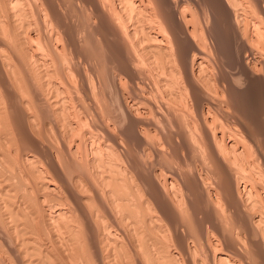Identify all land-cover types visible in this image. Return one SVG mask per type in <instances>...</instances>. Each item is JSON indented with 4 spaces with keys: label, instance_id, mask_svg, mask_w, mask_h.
I'll list each match as a JSON object with an SVG mask.
<instances>
[{
    "label": "bare ground",
    "instance_id": "bare-ground-1",
    "mask_svg": "<svg viewBox=\"0 0 264 264\" xmlns=\"http://www.w3.org/2000/svg\"><path fill=\"white\" fill-rule=\"evenodd\" d=\"M80 1L85 5V7H88L89 10L91 9L92 13L94 12L97 14V19L95 20V22L92 24L90 23L88 25L89 28L87 26H85V28L86 27L88 28L87 29L88 32L84 31V33H81V31L79 29H77V31L74 32L69 27L67 28L66 25H68V24L67 23L64 24V22H65L64 20H63L64 22H62L61 17H60V11L62 12V8H61L62 4H60V3L62 1L58 2V0H0V87L3 88L2 92L5 94V96L8 97V100L10 101V99L15 100L16 98H21V97H22V99H24L27 95L24 93H27L29 91V90L27 91L28 88L26 89L24 87L25 85L24 86L22 85L24 82L26 83V81L21 83L22 81L19 80V77L21 79V76L18 77L16 67L14 66V64H12V62H10L9 56L12 55V54L9 55V53H10L9 47H10L16 52V54L24 62V63L22 62L23 65L24 64H25V66L28 65V67L29 66L31 67L33 65L37 66V64L39 62L40 67L42 66L41 67L42 71L38 68L41 71V73L45 74L46 76L47 75L52 76L51 77L52 79H55L54 77H57L58 73H60L62 80H63V82H61V79H59L61 84H60V82L58 84L55 83V81H52L51 78L49 79V76H48V79H49L48 82L55 89L54 90L51 88L52 91L54 90L55 91L54 93L57 94L56 96L61 95L60 97L62 99L61 100L59 99L60 101H58V105L57 104H55V105L51 104V105L53 106L52 108H54L53 111H54V114L56 115L57 119L58 118H59V120L61 119V121L64 122V123L62 122V124L65 125L66 126V127L64 126L65 129H67V131L64 129L65 132H64V130H63V132L65 134L64 135L62 134L64 137H62L63 140L61 142L62 143L61 145H63V146L58 145L60 147V152H59L60 154L57 152L58 150L57 151L55 150L56 151L55 152L52 149H50L52 152L51 153L52 155H51V158L49 161L50 163L43 162L42 158L39 156V154H42L41 149L39 148L40 147L39 145H38L39 146L38 150H36L37 148H35V146H36L35 145L34 146L35 151L26 152L23 155L22 160L21 159H20L21 161L19 160L20 161L19 164L17 163L18 160L16 161L15 159H13L15 157V155H14V157L12 155V159L14 161L11 160V154H9V152H8L11 150L10 147H9L10 150H8V151L5 150L6 153L4 150H0L2 153L8 154L7 156H9L8 157L9 159L4 157L6 160H4L3 163H5L7 165V166L5 165V168L9 166V169H7V170L12 169L9 172L12 174V176L11 175L8 176L9 178H11L9 183H8L9 178H6V177L4 178V177H1V175H0V178L4 179V181L6 182V184H4L5 182L4 181H3L4 183L1 182V179H0V184L1 183L4 184L3 188H2L3 191L0 190V194L7 196V197L4 196L6 198V200H5L6 203L9 202V204H10L12 202L15 204V206H14V204H12L13 207L7 204V207H8L7 209H10V211L12 213H16V215L18 216L17 217L18 224L16 222V225L14 228L17 231L22 232V235H23V236L21 235L23 237L21 239V242L18 239H17L18 241L15 240V241L19 242L18 244L15 242V244H17V245H15L17 248L16 251L17 250L20 251L22 249H25L23 247H26L25 250L27 252L29 250L28 245L31 246V244H34V246H33L34 248L31 246L32 251L30 252V254L37 247L36 249L40 250V251L37 250L40 256H38V259L36 257L35 258L36 260L30 259L29 260L30 264H59L58 260H60V264H94V263L105 264L103 261L104 255H105L103 253V249H105L106 247H102L101 244L107 243V245L117 246V245H119V241H120V239H119L120 237L117 236L118 234L116 233L117 234L116 235L113 231V228H114L113 226H115L116 224L113 221L112 222L115 225L113 223L109 222V220H113V219L115 220V218H113V219L111 218V216H110V215H112L111 212H109L110 215H108V214L104 215L103 214V213H105L103 211L105 210L104 204L106 202L107 205L110 206V211H111V208L113 209V207H114V209L117 208V209H119V211H122V212H123V209H124V211H125V209L127 210V213H129V214H127L128 217H126L127 215L126 216L123 215L120 217L121 218L123 217V220L127 221L128 224L131 225V227L129 226L130 228L127 227V229L128 228L131 229V230L128 229V231H130V233H131L130 235L135 234L137 240L139 237L138 236L139 233L137 231H139V229L141 227H142L140 229L141 231H139L140 233L142 231H144L146 233V231H147L146 234L148 236H146V234L143 232H142L143 234L141 233L143 236L140 234L142 236L141 240L144 239L143 244H144L146 251H147L146 255H147V257L150 258L151 262L147 259L146 260L149 261V263H152V260L154 259L155 260V261H153V264H154L156 262L157 257L152 259V256L155 254L153 250H156L157 247H159L158 252L162 251V249L164 251L165 248H166V250H168V248H169L168 245H169V241H170L169 239L171 238L169 236L170 233L168 235L166 232V231H168L169 228L165 229L166 231L163 229L164 222H162V219H163V221L166 220L168 222H170L168 219L173 220V222L169 223L168 226H170V224H174V223H176L177 226H179L181 224L179 223V221H177L178 220L177 217H179V219L182 217L185 219V217L188 216L185 220L189 219L192 222L193 227L197 231V228H199V226H201V225L203 226L202 223L206 224L209 221V220L207 221L206 217L210 216V217H212V219L216 217L217 213L215 211V208L217 210H221V207H223V205L220 202L224 203V201H225V203L227 202L229 205H233L235 202V203H237V205H239L238 203L244 201L243 200V196H244L243 192H245V193L249 194V198H247V200L249 199L248 201L253 203L252 209H258L259 210V211H257V213L255 212L257 215L255 213H254V215H253V213L247 214V211L244 208H243L244 212H241V215H237L236 214V208H235V213L234 212L232 214L230 213L232 216L231 217L229 216V217L231 218V221H232L231 224L232 225H235V226L237 225L238 227H241V229H243L244 232L246 231L247 234L250 235L252 233H255V234L259 233L260 237H259L258 241H253V240L251 241V242H253V243H251L253 245H252V247L249 248V251L252 249L253 258L254 257L256 259L260 258L261 262H259V264H264V195H262L263 197H261L260 199H258L259 197L256 198L257 196H255V195H260L261 192H263V194H264V133L259 132V131L257 132V129H254V128H252L253 130L250 128V130H251V132H250L248 130L249 126H248V128L247 127L244 128V125L247 126V124L243 123L245 120L244 121L239 120L240 116H237L238 115L237 112L239 111V113H240L241 111L237 109L238 111L235 112L236 107H234L235 111L233 110V112H234V113L232 112L233 114L230 113V109H229L230 105L228 108L229 111L223 105L224 111L222 112V110H223L222 109L221 112H219L221 114L218 113V111L221 109L223 103L220 104L221 107L218 105L220 107V109H218V106H217L218 111L216 110L215 105L217 103H215V102L218 100V98H217V100L215 99L216 101H214V98H216L215 96L217 95V93L215 91H217V92H219V91L217 90L216 87H214L217 84L215 82H218L221 84L222 81L223 82H225V81L229 82V80H227L228 77H227V75L225 76V73L223 70V68H225V67H223V66H222L223 68L220 67V65H218L219 63H217V61L211 62V60H209V58L212 57L211 53L208 54V52H206L207 50L203 48V47L207 46V45H205L207 43H204V45H203L202 42H204V41L201 42L200 41L201 39L198 40L199 38L197 37L198 36L197 32L200 31V30L198 31V29H199L198 25L200 27V23H199V19H198L196 12L190 14L191 16L188 15L189 14L188 12L191 11L192 7L194 6L193 4H199V3H194L197 0H79V2ZM204 1H205L204 2L205 5H208L207 7L211 8L210 9L211 11H215V9L217 7H220V8H218L220 10H221V8H223V10L225 9L226 12L228 13V16H229L228 18H230V20H229L231 22L230 25L232 26V28L235 29L234 31H237V34H239L238 37H239V40L241 41V43L238 47L236 45L235 54L233 53V55L234 56L236 55V57L238 59V61H236L237 62L236 68H239L240 72L238 74L241 75V78L245 77L244 79L246 81H247V79H253V80L256 79L257 80L258 78H261L260 80H264V25L262 26V21L257 20V16H259V14H262L261 12H263V9L260 10V8H257L253 11V9L251 8L252 7L251 5H248V4L245 5L244 4V0H204ZM40 2H42V3H40ZM63 2H64V0H63ZM79 2H78V4H79ZM198 2H200V1H198ZM69 5H71V4H69ZM69 5H68V7H69ZM79 5L82 6V4H79ZM84 5H83V7H84ZM64 8H65V6H64ZM204 8H206V7H204ZM193 9H194V7H193ZM251 12H253L252 14H254V15H252ZM224 14H226V13H224ZM250 16L252 17V20L249 19ZM248 21H250V23H252L253 29L255 31L249 33V31H248L249 29L246 28L248 26H246V24L243 25L246 22L248 25ZM178 31L183 33L182 38L178 35V33H179ZM92 39H95V40L97 39V43H96L97 46H95L93 44L95 42H93ZM109 40H113V42L115 41V43H114L115 45H114L113 49L118 53V56L116 55V60H115L116 61V67L115 68H117L119 72H121V71L125 72V70H127L126 72L129 71V73H131V75H129V76L132 79L137 78V77L135 78V76L138 72L136 66H138V65L140 66V64H142L141 60L143 61L146 58L144 56H146V55L148 56L150 54V56H152V58H150V60L153 59L152 61H155V62L151 61L154 64V67L152 66L153 70L151 72L153 74V75H151V76H153V78H152L153 85L151 84V86L152 87L154 86L152 94L148 95L147 93H145V91H146L145 88L142 87L139 82H136L137 84L135 86H133L134 84L132 85V89L130 87L125 92L126 95L129 93L130 98H126V96L124 97L122 95V97L128 99V101L125 100V103H127L126 105H125V103H122L124 100L121 102L125 106L122 105L124 111H123V109L120 110V111H123V113L125 115V119L128 121V125L122 131L120 130L121 132L119 131L121 133V136L116 134L115 131L112 129V127L110 126L111 127L110 128L109 125H107L106 123H105V125L101 126L103 128L95 126L97 124L96 122L90 123L91 117L92 116L96 117V116L100 115V112H101V111L97 112L99 109L97 110V108H96V106H97L96 104H98V103H96L97 102L96 100H94L93 105L90 104L92 102L89 103L87 101L88 100L87 98H91L92 94L94 96V98H93V96H92V98L93 99L96 98V95H97L96 94V88H95L96 86L93 83V80H92L93 78L91 79L90 76H87L88 73L83 75L84 71L83 70L81 71V68H82L81 66H79V68L81 67L80 72L82 73V75H80L81 73L76 68V66L79 65L78 63L80 62L81 58H83V57H80V59L78 60L79 62H77V65H76V60L81 55V51H83V50L85 51V49L87 51L86 46H89L90 49H92V51L97 55H101V56H102V54H103V56H104V54L110 55L109 50H111V49L107 50L109 48ZM116 42H119V43H116ZM202 45H203V47H202ZM213 45H214V43H213ZM259 45L261 46V48H260L261 50L259 49V47H260ZM115 46H116V48H115ZM214 47H215L214 49L216 51L218 44L216 43L214 45ZM124 49L127 50L126 51L127 56H125V57H124V53H123ZM258 52L261 53V55H259L260 57L256 56V54ZM217 53H219V52H217ZM14 56H16V55H14ZM154 58L156 60H154ZM111 59H112V57H111ZM252 59H254V61H252ZM12 60L13 59L11 58V61ZM33 60L36 62V64L32 65L31 61H33ZM85 60H87V59H85ZM85 60H82V61H85ZM82 61L80 62L81 65H82ZM115 61L113 59V62H115ZM144 61L145 62L149 61V58H148V60L145 59ZM138 62H141V63H138ZM15 63H19V62H15ZM85 63H84V65H85ZM111 63H112V61H111ZM111 63H109V64H111ZM136 63H138V65ZM58 64H59V67H58ZM87 64H89V63H87ZM84 65H82V66H84ZM18 66L19 65H17V69L19 70ZM53 66H54V68H51ZM114 66L115 65H113V67ZM233 66H235V65H233ZM117 69H115V70H117ZM88 70H89V68H88ZM40 71L38 73H40ZM260 72L263 75L261 74V76H260ZM41 73H40V75H41ZM139 73H140V71H139ZM214 73H215V77L217 75V77L219 79L217 78V80H214V78H213ZM36 74L33 71V75L36 76ZM125 74H127V73H125ZM125 74H123V75H125ZM141 74H143V73H141ZM21 75H22V73H21ZM33 75H32V77L34 78ZM40 75H37V78L34 81L35 85H37V86L39 85V87L44 82L42 80L41 81L42 83L39 84L40 83L39 79H41V78L38 79V77H40ZM78 75L80 76V79H81L80 83L78 82L79 80L77 81V79H79ZM137 76H138V74H137ZM254 77H257V78H254ZM42 78H43V75H42ZM253 80H250V81H253ZM258 81H259V79H258ZM261 82H259L260 85H261ZM213 84H215V85L212 86ZM43 85H41V89H42ZM210 85H211V87H214L216 89L215 90L212 89L210 87ZM263 85L264 84H262V87L260 88V90H261L260 94H261L262 101H264V87H263ZM226 86H227V84H226ZM226 86H223L224 87L223 90L224 91L227 90L226 93L227 94L229 93V95H230V89L229 88H231V87L227 88ZM39 87H37V88L39 89ZM44 87H43V89H44ZM48 88H49V86H48ZM221 88H222V86H221ZM41 89H40V91H41ZM43 89H42V92L44 91ZM32 90H33V88H32ZM212 90H214V93L212 92ZM66 91L70 92L73 95L68 96L67 94L64 93ZM36 92H38V91H36ZM3 93L0 92V94H3ZM226 93H225V95H226ZM62 94H65L66 96H62ZM82 94H83V96H82ZM1 96H0V122L2 123V121L3 122L6 121V122L2 123L3 125L5 124L4 128H3V125L0 123V125L2 126L1 130H4L6 128L8 131L5 129L6 130L5 132L9 133L7 135H10V133L12 134L13 130L16 129L17 132H26V133L32 134L31 136H33V132L35 134V130H34L35 126L33 125L35 123V119H33L32 114H30L28 112H30L31 110H36V108L31 104L33 106L32 108H35V109H30V107H31V106L29 107V104H30L29 101L30 100H27V101L23 100V102H22L23 106H25L26 109L28 108L30 111H28V109H27L28 112L24 113L26 111V109H25V111L24 110L22 111V109L19 108L21 105L17 109L13 108V106H10L13 108V116L10 117L11 116L10 111L12 109L10 110V108H8L5 105L6 101L3 99L4 95L2 97ZM29 96H31V95H29ZM34 96H36V95H34ZM39 96H40V93H39ZM56 96H54V97H56ZM80 96L83 97L84 99L82 100V103H83L82 107H80V105H78L80 107L79 108L77 106V102H78L77 99ZM54 97H53V99H54ZM97 97H99V96H97ZM27 98H28V95H27ZM29 98L31 99V97H29ZM56 98H58V97H56ZM220 98H222V97H219V99ZM223 98H224V95H223ZM239 98H238V101L240 100ZM256 98H258V97H256ZM41 99H39V100H41ZM93 99H91V100H93ZM212 99H213V101H212ZM261 99L260 100L258 99V100L261 101ZM34 100H36L35 97H34ZM34 100H32L31 103L34 104ZM42 100H44V99H42ZM55 100H57V99H55ZM234 100H235V98H234ZM171 101H174V104ZM177 101H182L181 102L182 106L180 107V109L182 107L184 109L178 110V111L181 115H183L184 118H185V116L187 117L189 114H192V113H189V111L190 112L194 111V114L197 112V117L199 116L198 118L199 119L201 118V121L203 119V127H204V130L206 131V136H208L206 139H208V143L211 146V151L210 150L209 151L212 153V162H213L212 165H214V167L216 169L215 173L217 174V175L216 174H213V175L214 176L216 175L217 177H220L222 179L221 183L218 181L219 184L218 185L216 184L217 186H215L216 188H214L215 192H213L211 190V188H212L211 183H210L211 186L210 185H207L206 187L204 186L205 179L207 180V178H210V177L213 178L214 176L213 177L211 176L212 174L210 173V170L206 171L205 175H203L202 174V171L204 170L203 168H202L203 170L200 171L201 174L199 173V171H197L199 173L198 175H196V173H195L196 176L193 174L194 176L189 181V184L185 185L182 182V184L184 186L183 189L179 188L180 186L177 185L178 184L177 178L180 179L181 178L180 176L182 175V173L184 171V170H182V173H181V167L184 166L183 163L185 162L184 159L186 161L190 160L187 158L186 153H184L183 151H181V154L179 153L180 152L179 150H181V147H182V149H184L186 147L185 146L183 148L184 144L179 142V140L181 141V139H179L180 138L179 134H178V136H176L174 133H171V134H174L176 137H179V138H176V143H174V141L171 140V142H173L174 144L169 143V141L166 139V136H165L166 133L168 132L167 129L165 130L166 124L169 127H174L175 123H177V121H175V123L174 122L171 123L174 125H171L170 122L168 121V119L170 120L171 117L175 118V116H171V115H175V111L173 110L172 105L174 107L175 104H177V103H175ZM220 101H221V99L217 102L220 103ZM231 101H233V100L231 99ZM10 102H12V101H10ZM47 102H50V100L48 101V99H47ZM221 102H223V101H221ZM261 102H259V103H261ZM35 103H36V101H35ZM56 103H57V101H56ZM178 103H179L178 105H180V102H178ZM233 103H235V102H233ZM233 103L231 104L232 105L231 107L236 105ZM257 103H256V105H257ZM263 103L264 102H262V104ZM12 104H14V103H12ZM227 104H229V103H227ZM238 104L239 103H237V105H236L237 107H239ZM144 105H146V106L148 105V107L145 109V108H143ZM263 106H264V104H263ZM22 108H24V107H22ZM142 108L144 109V110H142L144 112L140 111V109H142ZM225 109H226V111L229 112L228 113L229 115L230 114L232 115V118H233V115H235V117L236 116L239 117V119H236L237 122L239 120V122H242V124H244L243 126H241V128L243 127L244 129L248 130L250 133L246 130H245V132H248L249 134H251L254 137H256L258 135L257 136L258 139L256 138L255 144L259 150H255L254 152L252 151L254 153L253 158L251 155L252 152H246V151H249V149H250V147H249V149H247V147H248V145L251 144V141L249 144L248 143L249 141L247 142V140H244L243 137H240V134H239V131H240V133H242L244 131V129H242L243 131L242 130L237 131V129H238V125H237V128L235 126H233V128L236 130L231 131L230 130L231 127L228 125L232 121L227 123L228 125L225 124L226 126L223 125V123H225V122H223V117H225L224 115L226 114ZM262 112L263 111H261V114H263L262 115L263 120H262V118H261V120H262L263 125H264V112L263 113ZM242 114H243V111H242ZM261 114H259V115H261ZM140 115L142 116V118H140ZM257 115H258V113H257ZM227 116L228 115H226V117ZM242 116H244V115H242ZM88 117H90V118H88ZM103 117L104 116L100 115V116H98V119L99 118L103 119ZM183 117H182V119H183ZM211 117H214V118L216 117L215 119H218V120H215L214 118H211ZM51 118H53V116ZM192 118H193V116H192ZM208 118H211V121L213 120L212 121L213 123L215 121V124H216V121H219L218 126H220L219 127L220 130H224V129L226 130V128L229 129V132H230L229 135H231V136H228V140H226V143H225V144H227L226 149H225L224 145H222L221 139L216 134V130L218 127L216 126V130H212V128L210 129L209 125L213 124V123H209ZM228 118L231 119V116H229ZM94 119H96V118H94ZM100 119H99L100 123L105 122V121L101 122L102 120H100ZM171 119H173V118H171ZM187 119H189V118H187ZM187 119H185V120H187ZM233 119H235V118H233ZM190 120H191V116H190ZM192 120H194V119H192ZM224 120H226L227 122L229 121L226 118H224ZM171 121H174V119ZM9 122L11 124L9 129L12 126L14 127V128L12 127L13 129L11 128L12 130L8 129V125L6 126V124H9ZM57 122H58V120H57ZM233 122L237 124V122L235 120H233ZM239 122H238V124H239ZM194 123L195 122H193V126L196 124V123L195 124ZM208 123H209V125H208ZM254 123H256V122H254ZM185 124L188 125L189 123L187 124L185 122ZM215 124H213V125H215ZM63 125H62V127H63ZM150 125H152V126H150ZM213 125L212 126L210 125V126L213 127ZM104 126H105V128H104ZM186 127L193 129L192 126H190V127L186 126ZM145 128H147V129H145ZM179 128H180V126H179ZM199 128H200V126H199ZM199 128L197 127L198 130H199ZM151 129L153 130V133L155 135L153 133L151 134ZM182 130H184V129H182ZM195 130H196V128H195ZM197 131H196V133L198 134ZM6 133H5V135H6ZM193 133H195V132L193 131ZM193 133H191V135ZM199 133H200V131H199ZM221 133L224 135L225 131H222ZM106 134L108 135V138H106V141H104L103 145L102 144L100 145V143L95 145L96 148L92 147L93 148L92 151L90 150L91 155L89 156L87 154L88 156L86 157L87 158L86 163H87L89 171H88V173L87 172L86 173L88 175H90L92 182L90 183V181L88 180L89 182L85 183V181H84L85 179L82 178L83 175L82 176L80 174L78 175L77 173H74L72 171V168H73L72 163H74L75 165L77 164L78 166H80L79 168H82V162H81L80 156H79L80 155V149H81L82 145L86 148L88 146L87 141H85V144H83L82 143L83 140H81V138L78 136H83L84 139L96 138V140H97L98 138L102 137L103 135L106 136ZM187 134H189V133H187ZM201 134H200V136H201ZM222 134H219V135L222 137L223 136ZM47 135H48V133H47ZM167 135H168V133H167ZM193 135H196V134H193ZM131 136H133V138H130ZM247 136H248V134H247ZM13 137H14V135H13ZM195 137H197V136H193L192 140H195ZM244 137H246V136H244ZM76 138L77 139L80 138L79 143L75 142ZM156 138H159L160 141H158V142L159 143L161 142L162 143L161 145L160 144L157 145ZM7 139H10V138H8V137L7 138H4V137L0 138V148L1 149H5V148L8 149V146L10 144V143L8 144V142H11L12 140L7 141ZM29 139H31V137ZM49 139L52 142V138H49ZM92 139H91V141H89V143H91V142L93 144L98 143L97 141L93 142ZM120 139H122V140L120 141ZM177 139H179L178 140L179 143L177 142ZM251 139H252V137H251ZM31 140H33V139H31ZM99 140H101V139H99ZM182 140H184V138ZM196 140H197V138H196ZM253 140L254 139H252V141ZM35 141H36V139H35ZM72 141L74 142V145H71L73 143ZM122 141L125 142L123 144H127L126 147H125V145H124V147L122 146ZM186 141H185V143H186ZM80 142L82 144H80ZM120 142H121V144H120L121 148H124V151L126 150V152L130 153V154H133V152H134V154L138 157V159H136L137 157L136 158L132 157L131 159H130V157H128V159H130V160H127V161H129V165H127V164L125 165L124 162L126 160L124 161V159H123L124 156L122 157V155L125 153L123 152V150H122L123 154H121V151H119V150H121V149H119V145H118ZM189 142H191V141H189ZM194 142H196V141L191 142V144ZM53 143H54V141H53ZM198 143H200V141ZM7 144H8V146H7ZM34 144H37V143H34ZM56 144H57V142H56ZM56 144L54 143V145H56ZM149 144H152V145L156 144V148L155 147L152 149L149 148L150 147ZM26 145H28V144H26ZM185 145H189V143H187ZM194 145H196V144L194 143L193 146ZM205 145L207 146V144H205ZM90 146H92V145L90 144ZM190 146L191 145H189V147ZM250 146L252 147L251 149L254 150L253 145H250ZM89 149H91V147ZM187 149H188V147H186L184 149L185 152ZM207 149H206V151H207ZM228 150H229L230 155L227 152ZM152 151H154V153H155L154 155H156L155 159H153V164H155V166L153 164H151L153 166L152 167L153 169L149 173V175H146L145 174L146 170L145 171L143 170V168L145 167V163H146L145 156L146 155L149 156V154H153V153H151ZM203 152L205 153V150ZM210 152H208V153H210ZM205 154H204V157L206 159L207 155L205 156ZM1 156H3V155L1 154ZM41 156H43V155H41ZM182 156L184 158L183 159L184 162H182V164L180 165V163H176V162H177V160H178V162H181L180 160L182 159ZM1 159H3V158L0 157V160ZM151 159L152 158H150V160ZM162 159L168 160L171 163H176V165H175L176 170L172 171V172H168V169H165L166 165L165 166L160 165V162L162 161ZM202 159H204V158H202ZM205 159L203 160L204 162L207 159L209 160L208 157L206 160ZM148 161H149V159H148ZM190 162H191V160L188 161V164ZM210 162H211V160H210ZM0 163H1V161H0ZM163 164H164V162H163ZM185 164H187V163H185ZM190 164H189V166L191 167L192 164L191 165ZM207 164L211 165V163L209 164V162ZM173 165H171V166H173ZM195 165H196V163H195ZM203 165H202V167H205ZM208 165H206V166L208 167ZM190 167H189V169H191ZM5 168H3V169H5ZM83 168H84V166H83ZM184 168H186V167H184ZM195 168H197V167H195ZM199 168H201V167H199ZM147 169H149V168H147ZM74 170H75V168H74ZM214 170H212L213 173H214ZM191 172H192V170H191ZM187 175H188V173H187ZM14 178H15V180L17 178V182H15V180L12 181V179H14ZM184 178H186V177L184 176ZM214 178L216 179V177H214ZM209 180H208V182H211V180L210 181ZM214 180H212V181H214ZM252 180H253V182H252ZM139 181H140V183H137L138 186H137V184L136 185L134 184L135 182H139ZM10 182H13V183L15 182V184L12 185L13 183L11 184ZM208 182L206 181V183H208ZM140 184L143 187H145L144 191H142L139 188V187H141ZM212 184H213V182H212ZM241 184H244L243 188H242L243 190H241V187H242ZM1 185H0V188H1ZM180 185H181V183H180ZM199 185H202L205 188V190L207 191V194H205V197L202 196L203 199L205 198L204 200H207L208 204L210 202L211 203L213 202L212 204L215 206V208L213 207V205H211V207H213V208L208 209V205H207V207H205L206 205L203 204L205 201L203 203H201L202 198H201V196L199 198L198 193H196L200 188ZM134 186H136V187H134ZM143 187H142V189H143ZM18 188H19V191H18ZM129 188L132 190V193L130 192ZM20 190L24 191L21 193V195H23V196L24 195L26 197L28 195H29V197L35 196L34 204L36 203L35 204L36 206L40 205L44 201L41 197L40 198L37 197L38 196L37 193H39V192H41V193L44 192V193H42V195H43L42 197H44V199H46L48 197L49 198L54 197V199L56 198L57 201H60V204L59 205L56 204L54 206L50 205L49 208H48V206H46L48 208V210L43 209L41 211L42 212V216H41L42 219L38 215L37 216L40 217V219H36V216L34 217V215L28 211V206L22 205L23 199H22V196L20 197V195H19ZM183 190L188 192V195H190L191 197L194 198V199L192 198L193 202L198 203L200 205V209H194V208H191L190 206H188L187 196H184V199L182 198ZM180 192H182V194H180ZM214 193L216 196L214 195ZM146 194H147V197L145 196V198H144V195H146ZM184 194H185V192H184ZM180 195H182L181 196L182 199H180ZM213 195L215 196V198L213 197ZM245 196H246V194H245ZM48 199H47V201H48ZM17 200H19V201L17 202ZM40 200H41V202H40ZM230 200H233L232 201L233 203L230 202ZM151 201H153V202H151ZM4 202H3V204H4ZM19 202H21V203H19ZM49 202H51V201H49ZM249 202L248 203L245 202V203L249 204ZM16 203L17 204L19 203V204L16 206ZM149 203H150V205L151 204L153 205V203H154L155 207L152 206L153 207L152 208L149 205ZM5 205H4V207H5ZM203 205H205V206H203ZM196 206L197 205H195V207ZM120 207H121V209H120ZM188 207H189V209H188ZM209 207H210V204H209ZM248 207L251 208V204ZM42 208H44V207H42ZM42 208H40V209H42ZM230 208H231V206H230ZM245 208H247V207H245ZM117 209H116L117 213L116 214L114 213L115 215L113 214L114 217H116V215L119 214ZM180 209L182 210L181 213H180ZM187 209H188L189 213L187 212L188 214L186 213V215H184L185 213H183V212L187 211ZM222 211H223V209H222ZM224 211H226V207H225ZM224 211L222 213L223 216H224ZM230 211H231V209H230ZM241 211H242V209H241ZM107 212H108V209H107ZM157 213H160V214H157ZM225 214H227V212H225ZM250 214H251V216L249 217ZM47 215L49 216V218L48 217L46 218ZM138 216H139L141 221L139 220ZM22 218H25L26 221H24V219H22ZM128 218H130L131 220H129ZM136 219H138V220H136ZM9 220H11V219H9ZM118 220H121V219L119 218ZM118 220H116V222ZM123 220H122V222H124ZM19 221H22V222L19 223ZM58 221H60V222H58ZM226 221H227V219H226ZM56 222H58V224ZM61 222L63 223L62 225H64L63 227H66L67 230H68V228H70L69 232H71V233L67 232V233H69L68 236L73 233V234H75L74 237L75 236L77 237L78 234H80V231L78 233V232H76L78 230L75 231L74 228H71L70 227L71 223H73L71 226L74 227L76 222L78 225L84 222L83 224L86 225V228L84 231L86 233H88L90 237L88 236V234H86L87 237L86 238L84 237L86 240H83V238H81L82 239L81 240V239H79V236H80L79 235L75 241V239H72L74 237H72V235H71L70 238L68 237V239L66 240L65 235L67 233L66 234L64 233V232H66L64 229H62V231L57 232L59 230L58 225H59V223L61 224ZM194 222H196L197 225ZM52 223L53 224L55 223L58 226V227L56 226V228H58V229L55 228L56 231L54 229H52V226H50V227L48 226L52 231L54 230V232H51V230L49 231L48 227H46L49 224L52 225ZM118 223H119V221H118ZM209 223H211L210 224L211 226L215 225V224L213 225L212 222H209ZM77 224L75 225L76 226L75 228L78 229V227L81 225L78 226ZM36 225H39V227L44 225L43 228L46 227L47 229H45V230L49 231V232H46V233H48V235L49 234L55 235L54 237H49V239L50 238L51 239H50V242L49 241L48 242L51 245L50 246H48L49 244L47 245L50 248L46 247L47 248L46 251H44V249H43V247H44L43 243L40 245V242H42L43 240L41 239L42 240L41 241V240L35 239L39 235L36 233L37 235H35V236H37V237H34V233L37 231L33 230L32 227L37 229ZM124 225L128 226L126 223ZM29 226H30V228H29ZM54 226H53V228H54ZM211 226H208V227H211ZM184 227H186V225ZM238 227H236V228H238ZM28 228H29V230L31 229L34 231L33 233H32V231L30 233V235L33 234L32 236H28L29 235L27 232V231H29ZM143 228H145V229H143ZM214 228L215 227H213V229ZM15 229H13V230H15ZM81 229L82 228L80 227L79 230H81ZM178 230H180V229H178ZM178 230H176V231L178 232ZM200 230H202V229H200ZM204 230H206V229H204ZM209 230H210V228H209ZM84 231H81V232L85 233ZM214 231H216V230L214 229ZM136 232L138 233L137 235H136ZM174 232H171V233H174ZM181 232H183V231L180 230L179 233H181ZM246 233H244V234H246ZM121 234L122 233L120 232V235ZM175 234H177V233H175ZM19 235H20V233H19ZM237 235H236V237L238 238L239 235L238 236ZM21 236H20V238H21ZM177 236H178V234H177ZM204 236L202 239H204ZM122 237H123V235H122ZM241 237H239L238 239H241ZM129 238L131 239V236ZM139 239H140V237H139ZM186 239L187 238H185V240ZM248 239H250V237ZM131 240L134 241V239H131ZM153 240H155V241H153ZM176 240H178V241L181 240V237L178 236ZM171 241H173V240H171ZM178 241H177V243H175L173 241V243L178 245ZM242 241H244V240H242ZM201 243H202V240H201ZM0 244H1V242H0ZM64 244H66V245H64ZM158 244H160V245L158 246ZM137 245H138V243H137ZM141 245H140V247H141ZM209 245H211V242ZM209 245H208V248H209ZM216 245H215V247H216ZM153 246H156V248L154 247L155 249L153 248V250H152L154 254L151 251V248ZM188 246H187V248L189 249V252H190V247H188ZM203 246H204V244H203ZM248 246H249V244H248ZM237 247L238 246L233 245V248L231 250L228 249L230 251V254H222L220 257H218V261H215V259L212 257L214 259L213 260L214 262L212 264H246L247 261L244 259L245 256L243 255L241 249L238 250L239 247L238 248ZM107 248L105 249V251L107 250ZM185 248H186V246H185ZM137 249H141V255L143 256L142 253L145 252V251L142 252L143 248H136L135 251H137ZM188 249H184V250L181 249V250L185 252V251H188ZM205 249H206V246H205ZM211 249L212 248H210L209 253H212ZM169 250H170V248H169ZM37 251L35 250V252H37ZM86 251L89 252L88 253L89 255L87 254ZM125 251H127V250H125ZM216 251H217V249H216ZM22 252H23V250H22ZM109 252H110V250H109ZM120 252L122 253V251H120ZM120 252H118V253L120 254ZM156 252H157V250H156ZM213 252H215V250ZM58 253H60L62 255L61 256L62 259H60L61 257L60 258L56 257L57 256L56 254H58ZM194 253L196 254V252H194ZM216 253L217 252H215L214 254H216ZM126 254H129V253L126 252ZM167 254L169 255V252H167ZM0 255H1V252H0ZM36 255H38V254L36 253ZM36 255L34 254V256H36ZM116 255H117V253H116ZM155 255L158 256L157 254H155ZM126 256L128 257V255H126ZM163 256H165V255H163ZM195 256L196 257L199 256V253H198V255L196 254ZM25 257H26V255H25ZM27 257L32 258L30 256H27ZM105 257H107V256H105ZM183 257H184V255H183ZM196 257L191 259V262L188 264H202L196 259ZM210 257H208V258H210ZM235 257L239 258L241 260V263L240 262L239 263L234 262L232 259L233 258L235 259ZM121 258H122V256H121ZM143 258H145V257H143ZM158 258H161V257L158 256ZM167 258H168V256H167ZM170 258H171V256H170ZM113 259H115V258H113ZM21 260L22 261L24 260L23 257ZM122 260H123V258H122ZM122 260H120V261L122 262ZM158 260H157V262H158ZM161 260H164V257H162ZM161 260H159V261H161ZM166 260H164V261L166 262ZM170 261H173V260L170 259L167 262L169 263ZM23 262L25 263L26 261L24 260ZM29 262H28V264H29ZM143 262H144V264L147 263L145 261H141V264ZM165 262H162V264H165ZM167 262H166V264H167ZM114 263L117 264L116 261ZM129 263H130V261H129ZM132 263H130V264H132ZM149 263H147V264H149ZM206 264H208V263L206 262Z\"/></svg>",
    "mask_w": 264,
    "mask_h": 264
},
{
    "label": "rangeland",
    "instance_id": "rangeland-1",
    "mask_svg": "<svg viewBox=\"0 0 264 264\" xmlns=\"http://www.w3.org/2000/svg\"><path fill=\"white\" fill-rule=\"evenodd\" d=\"M61 2L60 4H62L61 5V8H62V12L60 11V17H61V20H62V22H64V24L65 23H67L68 25H66L67 26V28L69 27L70 29H72V31H74V32H76L77 31V29H79L80 31H81V33H84V31L86 32H88V28H89V24L91 23H94L95 22V20L97 19V14L96 13H92V10L90 11L89 10V8L88 7H85V5L80 1L79 2V0H64V2H63V0H58V2ZM67 1V2H66ZM79 2V4H82V6L81 5H79L78 4V2ZM198 1H200V2H198ZM77 2V3H76ZM205 1L204 0H197L196 2H194V3H199V4H193L192 6L194 7V9L196 10H194L193 9V7H192V9H191V11H189L188 13V15L189 16H191L190 14H192V13H195L196 12V14H197V16H198V19H199V23H200V27H199V25H198V31L199 32H197L198 33V40H200L201 42L202 41H204V42H202V44L204 45V43H207V44H205V45H207V46H205V47H203V45H202V47L204 48V49H206L205 51L206 52H208V54H210L211 53V58H209V60H211V62H216L217 61V63H219L218 65H220V67H225V68H223V70H224V73H225V76L227 75V77H228V79L227 80H229V82L228 81H225V82H223L222 81V83L220 84V83H218V82H215V83H217L216 84V86H214L215 84H213L212 86H214V87H216L217 88V90L219 91V92H217V91H215L216 93H217V95L215 96L216 98H214V101H216L217 100V98H218V100L217 101H219L220 99H221V101H223V102H221L220 101V103L219 102H215V103H217L216 105H215V108H216V110H217V106L219 105L220 106V104L221 103H223L222 104V107H221V109H220V107L218 106V109H220L219 111H218V113L219 112H221V110H222V112L224 111V108H223V105H224V107L225 108H227V110L229 111V109H230V113H232L233 112V110H234V107H236L235 108V112H237L238 110H240L241 112L239 113V111L237 112V116H240V119H239V117H235V115H233V118H235V119H233L232 118V115L230 114H228L229 112L228 111H226V109H225V111H226V114L224 115L223 113V115L225 116V117H223V122H225V123H223V125H225V124H227V123H229V122H231V123H229V125L228 126H230L231 128H230V130L232 131V130H236V129H234L233 128V126H235L236 128H237V125H238V129H237V131L238 130H242V129H244L245 127H247L248 128V126H249V128H248V130L251 132V130H250V128L252 129V128H254V129H257V132L259 131V132H262V133H264V125H263V122H262V120H263V118H262V115L263 114H261V111H263L264 112V106H263V104H262V102H264V101H262V99H261V90H260V88L262 87V84H264V80H260L261 78H258L259 79V81H258V79L256 80H253V79H247V81L244 79L245 77H242L241 78V75H239L238 73L240 72L239 71V68H236V65H237V62L236 61H238V59H237V57H236V55L234 56L233 55V53L235 54V47H236V45H237V47L240 45V43H241V41L239 40V37H238V35L239 34H237V31H234L235 29L234 28H232V26L230 25L231 24V22L229 21L230 20V18H228L229 16H228V13L226 12V10L224 9L223 10V8H221V10L220 9H218V8H220V7H217L216 9H215V11H211L210 9L211 8H209V7H207L208 5H205V3H204ZM40 3H42V2H40ZM69 4H71V5H69ZM244 4L245 5H251L252 7V9H253V11L255 10V9H257V8H260V10H262L263 9V12H261L262 14H259V16H257V20H260V21H262V26L264 25V0H244ZM68 5H69V7H68ZM83 5H84V7H83ZM204 5V6H203ZM64 6H65V8H64ZM82 7V8H81ZM204 7H206V8H204ZM203 8V9H202ZM61 10V9H60ZM88 10V11H87ZM259 10V9H258ZM65 11V12H64ZM217 11V12H216ZM220 11V12H219ZM73 12V13H72ZM224 13H226V14H224ZM253 12H251V14H252ZM206 14V15H205ZM209 14V15H208ZM219 14V15H218ZM208 15V16H207ZM252 15H254V14H252ZM251 15V16H252ZM250 16V17H251ZM249 17V19L250 20H252V17L250 18ZM261 17V18H260ZM248 19V20H249ZM64 20V21H63ZM210 20V21H209ZM81 22V23H80ZM229 23V24H228ZM246 24V26H248V27H246L247 29H249L248 31H249V33L250 32H253V31H255L254 29H253V25H252V23H250V21H248V25H247V22L246 23H244L243 25H245ZM81 25V26H80ZM85 26H87L86 28H85ZM86 30H85V29ZM82 29V30H81ZM233 29V30H232ZM179 32V31H178ZM180 33V34H179ZM178 33V35L182 38V32H179ZM237 35V36H236ZM238 38V39H237ZM234 39V40H233ZM92 41L93 42H95V43H93L95 46H97V39L95 40V39H92ZM199 41V42H200ZM206 41V42H205ZM115 43V41L113 42V40H109V48L107 49V50H109V49H111V50H109V53H110V55L109 54H104V56H103V54H102V56L101 55H97V54H95L93 51H92V49H90V47L89 46H86V48H87V51H86V49H85V51L83 52V51H81V55L78 57V59L76 60V65H77V62H79L78 60L80 59V57H83V58H81V60H80V62L82 61V60H85V59H87V60H85V61H82V65H84V63H85V65L84 66H82L81 65V63L79 62L78 64L79 65H77L76 66V68H77V70L80 72V68H81V71L83 70L84 72H83V75L84 74H86V73H88L87 74V76H90L91 77V79L93 80V83H94V85L96 86L95 88H96V98L95 99H93L94 98V96H93V94H92V96H93V98H92V96H91V98H87L88 100V102L90 103V102H92V103H90V104H94V100H96L97 102L96 103H98V104H96L97 106H96V108H97V112H100V115H102V116H104L103 117V119H100V120H102L101 122H103V121H105V122H103V123H100L99 122V119H98V116H100V115H98V116H90L91 117V121H90V123H94V122H96L95 124V126H98V127H101V126H103V125H105V123L107 124V125H109V127L111 126L112 127V129L115 131V133L116 134H118L119 136H121V131L128 125V121L125 119V115H124V113H123V111H124V109H123V107H122V103H125V100L126 101H128V99H126V98H130V96H129V93L126 95V91L128 90V88H130L131 87V89H132V85L133 86H135L137 83L136 82H139L140 84H141V86L142 87H144L145 88V93H147L148 95H151L152 94V91H153V88H154V86L152 87L151 86V84L153 85V80H152V78H153V76H151V75H153L151 72H152V66L154 67V64L152 63V62H155V61H152V60H150V58H152V56H150V54L147 56H144V57H146L145 59L146 60H148V58H149V61H147V62H145L144 60L142 61L141 60V62H142V64H140V66L138 65V63H141V62H138V63H136L138 66H136L137 67V74H138V76H137V74H136V76H135V78L136 79H132L129 75H131V73H129V71L128 72H126L127 70H125V72L124 71H121V72H119L118 71V69L117 68H115L116 67V55L118 56V53L113 49L114 48V44ZM116 43H119V42H116ZM213 43H214V45L217 43L218 44V47H217V49H216V51H215V47H214V45H213ZM261 45V44H260ZM259 45V46H260ZM115 48H116V46H115ZM261 48V46L259 47V49ZM9 49H10V53H9V55L10 54H12L13 56L14 55H16V56H9V59H10V62H12V64H14V66L16 67V70H17V75H18V77L19 76H21V79H20V77H19V80H21L22 82L21 83H23L24 81H26V83L24 82L22 85L27 89V93H24V94H27L28 95V98L29 97H31V99L32 100H34V97H35V99L36 100H34V104L33 103H31L32 102V100L29 98H27V95H26V99L24 98V99H22V97L21 98H16L15 100L13 99V100H11L10 99V101H12V102H10L9 100H8V97L7 96H5V94L2 92V90H3V88L2 87H0V92L1 93H3V94H0V96L2 95H4L3 96V99L6 101V106L8 107V108H10V117H12L13 116V108H18L20 105V107L19 108H21L22 109V111L24 110L25 111V109H26V107L25 106H23V104H22V102H23V100H25V101H27V100H30L29 102H30V104H29V107H30V109H35L36 108V110H29L28 108V111H30V112H28L27 111V109H26V111L24 112V113H26V112H28V113H30V114H32V116H33V119H35V123L33 124L35 127H34V130H35V134H34V132H33V136H31L32 134H29V133H26V132H17V130L15 129V130H13V132H12V134L10 133V135H7V134H9V133H6L5 131L7 130L6 128V130L4 129V130H1V125H0V138H10V139H7V141L8 140H12L11 142H8V144H9V146H8V144H7V146H8V149H1L0 148V150H6V151H8V150H10V151H8L9 152V154H11V160H13V159H15L16 161L18 160V164L20 163V161L22 160V157H23V155L26 153V152H31V151H35V149H34V146H35V148H37L36 150H38V147L41 149V152H42V154H39V156L42 158V160H43V162H46V163H50L49 161H50V158H51V150L50 149H52L53 151H57L58 153L60 152V145L62 144L61 142H62V140H63V138L62 137H64L63 135L65 134L64 132H65V130L67 131V129H65V125H63L62 124V122L63 121H61V119L59 120V118L57 119V117H56V115L54 114V108H52L53 106L51 105V104H53V105H55V104H57L58 105V101H60L62 98L60 97V96H56L57 94H55L54 92V88L52 87V85L51 84H49V79L52 77V76H50V75H45V74H43V73H41V67H40V63L38 62V64H37V66H34L33 64H36V62L33 60V61H31V63H32V65L34 66H29L28 67V65H26L25 66V64L23 65V61L20 59V57L16 54V52L12 49V48H10L9 47ZM90 49V50H89ZM210 49V50H209ZM234 50V51H233ZM261 50V49H260ZM13 51V52H12ZM89 51V52H88ZM126 51L127 50H123V53H124V57L125 56H127V53H126ZM263 51V50H262ZM213 52V53H212ZM217 52H219V53H217ZM261 52V51H260ZM260 52H258L257 54H256V56L257 57H260L259 55H261V53ZM14 53V54H13ZM86 54V55H85ZM217 54V55H216ZM85 55V56H84ZM93 55V56H92ZM152 55V54H151ZM220 55V56H219ZM17 57V58H16ZM94 57V58H93ZM98 57V58H97ZM111 57H112V59H111ZM148 57V58H147ZM233 57V58H232ZM11 58L13 59L12 61H11ZM16 58V59H15ZM19 58V59H18ZM107 58V59H106ZM110 59V60H109ZM113 59H114V61L115 62H113ZM236 59V60H235ZM15 60V61H14ZM154 60H156L155 58H154ZM213 60V61H212ZM100 61V62H99ZM110 61V62H109ZM111 61H112V63H111ZM152 61V62H151ZM252 61H254V59H252ZM15 62H19V63H15ZM23 62V63H22ZM144 62V63H143ZM87 63H89V64H87ZM104 63V64H103ZM108 63V64H107ZM109 63H111V64H109ZM95 64V65H94ZM152 64V65H151ZM17 65H19L18 66V68H19V70L17 69ZM21 65V66H20ZM113 65H115L114 67H113ZM233 65H235V66H233ZM79 66H81L80 68H79ZM103 66V67H102ZM107 66V67H106ZM58 67H59V64H58ZM84 67V68H83ZM101 67V68H100ZM28 68V69H27ZM37 71H35L34 69ZM41 70H39V69ZM51 68H54V66L53 67H51ZM88 68H89V70H88ZM142 68V69H141ZM86 69V70H85ZM115 69H117V70H115ZM139 69V70H138ZM151 71H150V70ZM31 70V71H30ZM40 71V73H41V75H40V73H38L39 71ZM19 71V72H18ZM21 71V72H20ZM33 71L35 72V74H36V76H34L33 75ZM87 71V72H86ZM92 71V72H91ZM139 71H140V73H139ZM143 71V72H142ZM226 71V72H225ZM30 72V73H29ZM32 72V73H31ZM124 72V73H123ZM21 73H22V75H21ZM81 73V72H80ZM94 73V74H93ZM125 73H127V74H125ZM141 73H143V74H141ZM232 73V74H231ZM123 74H125V75H123ZM140 74V75H139ZM237 74V75H236ZM261 72H260V76H261ZM32 75L34 76V78L32 77ZM37 75H40V77H38V79L39 78H41V79H39L40 81V83L39 84H41L42 82V80L45 82H43V84H41V85H43V87H44V89H43V87H42V89L44 90L43 92H42V89H41V85H40V87H39V85L37 86V85H35V79L37 78ZM42 75H43V78H42ZM45 75V76H44ZM60 75V73H58V76L57 77H54L55 79H52V81H55V83H59L60 82V80L59 79H61V82H63V80H62V77H61V75ZM80 75H82V73L80 74ZM100 75V76H99ZM128 75V76H127ZM147 75V76H146ZM263 75V74H262ZM24 78H23V77ZM48 76H49V79H48ZM56 76V75H55ZM142 76V77H141ZM239 76V77H238ZM259 76V75H258ZM257 76V77H258ZM78 77H79V79H77V81L80 83L81 81V79H80V76L78 75ZM106 77V78H105ZM220 77V76H219ZM257 77H254V78H257ZM131 78V79H130ZM213 78H214V80H217V75H216V77H215V73H214V75H213ZM230 78V79H229ZM23 79V80H22ZM25 79V80H24ZM141 79V80H140ZM219 79V78H218ZM151 80V81H150ZM250 80H253V81H250ZM262 81V82H261ZM61 82H60V84H61ZM76 82V81H75ZM221 82V81H220ZM259 82H261V85H260V83ZM130 83V84H129ZM231 83V84H230ZM27 84V85H26ZM30 84V85H29ZM127 84V85H126ZM226 84H227V86H226ZM35 85V86H34ZM220 87H219V86ZM48 86H49V88H48ZM63 86V85H62ZM104 86V87H103ZM209 86V85H208ZM221 86H222V88H221ZM223 86H226L227 88H229V87H231V88H229L230 89V95H229V93L227 94L226 93V91L227 90H223L224 89V87ZM260 86V87H259ZM37 87H39V89L37 88ZM47 87V88H46ZM210 87H211V85H210ZM214 87H211L212 89H216V88H214ZM263 87H264V85H263ZM32 88H33V90H32ZM54 89L53 91H52V89ZM152 88V89H151ZM40 89H41V91H40ZM47 89V90H46ZM232 89V90H231ZM49 90V91H48ZM51 90V91H50ZM214 90H212V92L214 93ZM260 90V91H259ZM31 91V92H30ZM36 91H38V92H36ZM120 91V92H119ZM224 93H223V92ZM30 92V93H29ZM42 92V93H41ZM67 92V91H66ZM64 92L65 94H67L68 96H70V95H73V94H71L70 92ZM150 92V93H149ZM233 92V93H232ZM29 93V94H28ZM37 93V94H36ZM39 93H40V96H39ZM70 93V94H69ZM82 93V92H81ZM122 93V94H121ZM215 93V94H216ZM225 93H226V95H225ZM42 94V95H41ZM65 94H62V96H66ZM102 94V95H101ZM260 94V95H259ZM29 95H31V96H29ZM34 95H36V96H34ZM121 95V96H120ZM122 95L125 97L126 96V98H124V97H122ZM223 95H224V98H223ZM257 95V96H256ZM1 96V97H2ZM54 96H56V97H58V98H56V97H54ZM75 96V95H74ZM82 96H83V94H82ZM97 96H99V97H97ZM5 97V98H4ZM38 99H37V98ZM43 97V98H42ZM48 97V98H47ZM52 97V98H51ZM53 97H54V99H53ZM101 97V98H100ZM219 97H222V98H220L219 99ZM228 97V98H227ZM240 97V98H239ZM256 97H258V98H256ZM44 99V100H42V99ZM48 99V101L50 100V102H47V99ZM80 98V99H79ZM82 98V99H81ZM233 100V101H231V99ZM234 98H235V100H234ZM238 98L240 99L239 101H238ZM7 99V100H6ZM22 99V100H21ZM39 99H41V100H39ZM55 99H57V100H55ZM60 99V100H59ZM84 98L83 97H78V99H77V106L78 105H80V107H82V105H83V103H82V100H83ZM90 99V100H89ZM91 99H93V100H91ZM216 99V100H215ZM223 99V100H222ZM246 99V100H245ZM259 99H261V101H257V100ZM21 100V101H20ZM55 100V101H54ZM124 100V101H123ZM226 100V101H225ZM14 101V102H13ZM35 101H36V103H35ZM56 101H57V103H56ZM123 101V102H122ZM212 101H213V99H212ZM21 102V103H20ZM43 102V103H42ZM53 102V103H52ZM122 102V103H121ZM171 102H173V104H174V101H171ZM178 102H180V105H178L179 103ZM181 102L182 101H177V102H175V103H177V104H175V106L173 107V105H172V108H173V110L175 111V115H171V116H175V118L174 117H171V118H173L174 119V121H171V120H173V119H171L170 118V120L168 119V121L170 122V124L171 123H175V121H177V123H175V125L174 124H171V125H174V127H169L167 124H166V126H165V130L167 129V133H168V135H167V133H166V139L169 141V143H171V144H174V143H176V138H179V139H181V141L179 140V139H177V142H178V140H179V142H181V143H183L184 144V146H183V148L186 146V147H188V149L186 150V152H185V148L184 149H182V147H181V150H179L180 152V154H181V151H183L184 153H186V155H187V158L188 159H190L191 160V167L189 166V164H188V161H190V160H188V161H186L184 158H183V156H182V159L180 160L181 162H178V160H177V162L176 163H180V165L182 164V162H184L183 164H184V166L183 167H181V173H182V170H184L183 171V173H182V175L180 176L181 178L179 179V178H177L178 179V186H180L179 188H181V189H183V184H185V185H187V184H189V181L193 178V176L195 175V173H196V175H198L199 173H200V171H202L203 169L205 170H203L202 171V174L203 175H205V173H206V171H209L210 170V173L212 174L211 176L213 177L214 175L213 174H216L215 173V171H216V169H215V167H214V165H212L213 164V162H212V153L210 152L211 151V146H210V144L208 143V139H206L208 136H206V131L204 130V127H203V119H202V121H201V118L199 119L198 117H197V112L194 114V111H189V113H192V114H189L187 117L185 116V118L183 117V115H181L180 113H179V111L178 110H183L184 108L182 107L181 109H180V107L182 106V104H181ZM233 102H235V103H233V104H236L237 105V103H239L238 105H239V107H237L236 105H234L233 107H231L232 105V103ZM237 102V103H236ZM258 102V103H257ZM259 102H261V103H259ZM5 103V102H4ZM12 103H14V104H12ZM19 105H18V104ZM80 103V104H79ZM219 103V104H218ZM227 103H229V104H227ZM231 103V104H230ZM248 103V104H247ZM256 103H257V105H256ZM35 107V108H32L33 106ZM60 104V103H59ZM127 103H125V105H126ZM254 104V105H253ZM262 104V105H261ZM18 105V106H17ZM39 105V106H38ZM125 105H123V106H125ZM227 105V106H226ZM229 105H230V108H229ZM248 105V106H247ZM261 105V106H260ZM10 106H13V108L12 107H10ZM16 106V107H15ZM103 106V107H102ZM22 107H24V108H22ZM55 107V106H54ZM79 107V106H78ZM79 107V108H80ZM122 107V108H121ZM148 107V105L146 106V105H144L143 106V108H147ZM179 107V108H178ZM43 108V109H42ZM50 108V109H49ZM52 108V109H51ZM119 108V109H118ZM140 109V111L141 112H144V111H142V110H144V109ZM177 108V109H176ZM206 108V107H205ZM229 108V109H228ZM40 109V110H39ZM83 109V108H82ZM123 109V111H120V110H122ZM238 109V110H237ZM177 110V111H176ZM36 111V112H35ZM242 111H243V114H242ZM50 112V113H49ZM177 112V113H176ZM262 112V113H263ZM42 113V114H41ZM103 113V114H102ZM118 113V114H117ZM225 113V112H224ZM234 113V112H233ZM232 113V114H233ZM247 113V114H246ZM250 113V114H249ZM257 113H258V115H257ZM51 114V115H50ZM194 114V115H193ZM219 114H221V113H219ZM236 114V113H235ZM240 114V115H239ZM256 114V115H255ZM259 114H261V115H259ZM119 115V116H118ZM178 115V116H177ZM226 115H228L227 117H226ZM242 115H244V116H242ZM36 116V117H35ZM53 116V118H51ZM190 116H191V120H190ZM192 116H193V118H192ZM229 116H231V119L230 118H228ZM49 117V118H48ZM56 117V118H55ZM90 117H88V118H90ZM96 118V119H94V118ZM182 117H183V119H182ZM38 118V119H37ZM51 118V119H50ZM94 120H93V119ZM140 118H142V116L140 115ZM187 118H189V119H187ZM211 118H214V117H211ZM211 118H208L209 120H208V122L209 123H213L212 121H211ZM216 118V117H215ZM214 118V119H215ZM224 118H226V119H228L229 121L227 122L226 120H224ZM261 118H262V120H261ZM182 119V120H181ZM185 119H187V120H185ZM192 119H194V120H192ZM236 119H239L240 121H244L243 123L244 124H247V126L246 125H244V124H242V122H239V120H238V122H239V124H238V122H237V120ZM40 120V121H39ZM57 120H58V122H57ZM126 120V121H125ZM185 120V121H184ZM215 120H218V119H215ZM233 120H235L236 122H237V124L236 123H234L233 122ZM54 121V122H53ZM181 121V122H180ZM251 121V122H250ZM256 122V123H254V122ZM261 121V122H260ZM4 122H6V121H4ZM3 121H2V123H4ZM53 124H52V123ZM167 122V121H166ZM185 122L188 124H190L191 122V124L189 125H186L185 124ZM193 122H195L194 124V126H193ZM219 121H216V124H215V121H214V123L213 124H215V125H213V124H210L211 126L213 125V127H211L210 125H209V123H208V125H209V127H210V129L212 128V130H216V126L218 127L217 128V130H216V134L219 136V138L221 139V143H222V145H224V147H225V149H226V145L227 144H225L226 143V140H228V136H231V135H229V129H227L226 128V130L224 129V130H220L219 129V127L220 126H218L219 125V123H218ZM246 122V123H245ZM1 123V122H0ZM1 123V124H2ZM64 123V122H63ZM109 123V124H108ZM168 123V122H167ZM233 123V124H232ZM241 123V124H240ZM262 123V124H261ZM9 124H10V122H9ZM9 124H6V126L8 125V129H9V127L11 126V124L9 125ZM44 124V125H43ZM180 126V128H179V126ZM251 124V125H250ZM256 124V125H255ZM261 124V125H260ZM3 125V124H2ZM5 125V124H4ZM4 125H3V128H4ZM37 125V126H36ZM42 125V126H41ZM62 125H63V127H62ZM170 125V126H171ZM197 125V126H196ZM232 125V126H231ZM244 125V128L242 127L241 128V126H243ZM263 125V126H262ZM53 126V127H52ZM65 126V127H64ZM150 126H152V125H150ZM186 126H188V127H190V126H192L193 127V129L192 128H187ZM196 126V127H195ZM199 126H200V128H199ZM226 126V125H225ZM260 126V127H259ZM262 126V127H261ZM13 127V126H12ZM11 127V128H12ZM40 127V128H39ZM50 127V128H49ZM59 127V128H58ZM110 127V128H111ZM197 127L199 128V130L197 129ZM10 128V129H11ZM14 128V127H13ZM12 128V129H13ZM40 130H39V129ZM101 128H103V127H101ZM104 128H105V126H104ZM175 128V129H174ZM190 131H188L187 129ZM195 128H196V130H195ZM214 128V129H213ZM261 128V129H260ZM9 129V130H10ZM11 129V130H12ZM45 129V130H44ZM48 129V130H47ZM65 129V130H64ZM145 129H147V128H145ZM182 129H184V130H182ZM219 129V130H218ZM263 129V130H262ZM50 130V131H49ZM60 130V131H59ZM63 130H64V132H63ZM112 130V131H113ZM121 130V131H120ZM174 130V131H173ZM176 130V131H175ZM187 130V131H186ZM195 132V133H193V131ZM198 130V131H197ZM202 130V131H201ZM204 130V131H203ZM245 130L246 129H244V131L242 132V133H240V131H239V134H240V137H243V139L244 140H247V142L250 144V141H251V144L250 145H253V149L254 150H252L251 148V146L250 145H248V147H247V149H249V147H250V149H249V151H246V152H254L255 150H259L258 149V147L256 146V144H255V140H256V138H257V136L256 137H254V136H252L251 134H249L250 132L248 131V130H246V131H248V132H245ZM253 130V129H252ZM4 131V132H3ZM8 131V130H7ZM16 131V132H15ZM39 133H38V132ZM113 131V132H114ZM120 131V132H119ZM196 131L198 132V134L196 133ZM199 131H200V133H199ZM218 131V132H217ZM222 131H225V134L223 135L221 132ZM256 131V130H255ZM46 132V133H45ZM63 132V133H62ZM166 132V131H165ZM179 132V133H178ZM181 132V133H180ZM245 132V133H244ZM5 133H6V135H5ZM47 133H48V135H47ZM114 133V134H115ZM153 133V130L151 129V134ZM171 133H174L176 136H178V134L180 135L179 137H176L174 134H171ZM177 133V134H176ZM187 133H189V134H187ZM191 133H193V134H196V135H193V136H197V137H195V140H192L193 138V136L191 135ZM202 133V134H201ZM227 133V134H226ZM248 134V136H247V134ZM63 134V135H62ZM154 134V133H153ZM200 134H201V136H200ZM219 134H222L223 136L221 137ZM13 135H14V137H13ZM28 135V136H27ZM105 135V134H104ZM102 136V137H100V138H98L97 140H96V138H90V139H84V137L83 136H78V137H80L81 138V140H83L82 141V143L83 144H85V141H87V144H88V146H87V148L86 147H84L83 145L81 146V149H80V160H81V162H82V168H83V166H84V170L82 169V168H79L80 166H78L77 164L75 165L74 163H72V171L74 172V173H77L78 175L80 174L81 176H82V178H84L83 180L85 181V183L86 182H89L90 181V183L92 182L91 181V178H90V175H88L87 173H88V166H87V163H86V160H87V156L89 155H91V151H92V149L93 148H96V146L95 145H97V144H99L100 143V145L102 144L103 145V143H104V141H106V138H108V135L106 134V136ZM155 135V134H154ZM192 137H191V136ZM242 135V136H241ZM7 136V137H6ZM50 136V137H49ZM130 136V135H129ZM203 136V137H202ZM225 136V137H224ZM244 136H246V137H244ZM250 136V137H249ZM26 137V138H25ZM31 137V139H33V140H31V139H29ZM45 137V138H44ZM77 137V138H78ZM157 137V136H156ZM182 137V138H181ZM201 137V138H200ZM250 139H248V138ZM251 137H252V139H254L253 141H252V139H251ZM254 137V138H253ZM39 138V139H38ZM49 138H52V142H51V140L49 139ZM76 138V141L75 142H77V143H79V141H80V138L79 139H77ZM83 138V139H82ZM104 138V139H103ZM130 138H133V136H131ZM171 138V139H170ZM175 138V139H174ZM184 138V140H182ZM191 138V139H190ZM196 138H197V140H196ZM26 139V140H25ZM35 139H36V141H35ZM91 139L93 140V142H98V143H95V144H93L92 142L91 143H89V141H91ZM99 139H103L102 141L101 140H99ZM154 139V138H153ZM158 139V140H157ZM258 139V138H257ZM25 140V141H24ZM28 140V141H27ZM31 140V141H30ZM122 139H120V141H121ZM171 140H173L174 141V143L173 142H171ZM187 140V141H186ZM191 141V142H193V141H196V142H194L196 145H194L193 146V144L194 143H192L191 144V142H189V141ZM30 141V142H29ZM38 141V142H37ZM53 141H54V143L56 144V142H57V146L56 145H54V143H53ZM156 141H157V145H161L162 143L160 142H158V141H160L159 140V138H156ZM183 141V142H182ZM185 141H186V143H185ZM200 141V143H198ZM43 142V143H42ZM73 142V141H72ZM71 142V143H72ZM178 142V143H179ZM242 142V141H241ZM24 143V144H23ZM30 143V144H29ZM34 143H37V144H34ZM42 143V144H41ZM45 143V144H44ZM60 143V144H59ZM70 143V144H71ZM81 142H80V144H82ZM123 143H125V142H123L122 141V146L124 147V145H125V147L127 146V144H123ZM187 143H189V145H191L190 147H189V145H185V144H187ZM253 143V144H252ZM26 144H28V145H26ZM49 144V145H48ZM90 144L92 145V146H90ZM121 142L118 144L119 145V149H121V150H119V151H121V154H123V152L125 153V154H123L122 155V157H123V159H124V163H125V165L127 164V165H129V161H127V160H130L132 157H134V158H136L137 156L134 154V152H133V154H130V153H127L126 152V150L124 151V148H121ZM205 144H207V146L205 145ZM39 145V146H38ZM42 145V146H41ZM59 145V146H58ZM71 145H74V142L71 144ZM94 145V146H93ZM203 145V146H202ZM256 147H255V146ZM6 146V147H7ZM61 146H63V145H61ZM149 148H156V144L155 145H152V144H149ZM9 147H10V149H9ZM83 147V148H82ZM91 147V149H89ZM93 147V148H92ZM202 147V148H201ZM210 147V148H209ZM205 148V149H204ZM208 148V149H207ZM86 149V150H85ZM203 149V150H202ZM206 149H207V151L208 152H210V153H208L207 151H206ZM25 150V151H24ZM46 150V151H45ZM49 150V151H48ZM83 150V151H82ZM91 150V151H90ZM122 150H123V152H122ZM205 150V153L203 152ZM210 150V151H209ZM6 151H5V153H6ZM14 151V152H13ZM19 151V152H18ZM55 151V152H56ZM85 151V152H84ZM1 152V151H0ZM7 152V153H8ZM13 152V153H12ZM87 152V153H86ZM90 152V153H89ZM201 154H200V153ZM228 152V154H229V150L227 151ZM251 153V155H252V158L254 157V153ZM260 152V151H259ZM258 152V153H259ZM20 153V154H19ZM82 153V154H81ZM86 153V154H85ZM151 153H153V154H149V156L148 155H146L145 156V160H146V163H145V167L143 168V170L145 171V174L146 175H149V173L152 171V165L151 164H153V159H155V157H156V155H154L155 153H154V151H152ZM1 154L3 155V156H1ZM17 154V155H16ZM49 154V155H48ZM60 154V153H59ZM88 154V155H87ZM127 154V155H126ZM204 154H205V156L207 155V157L209 158V160L207 159V157H206V159H205V157H204ZM6 155V156H5ZM8 154H4V153H0V157H2L3 159H1L0 161H1V163H0V175H1V177H6V178H9L8 176L9 175H11L12 176V174L11 173H9L11 170H7V169H9V166L8 167H6L5 168V163H3V161L4 160H6L5 158H8L9 156H7ZM12 155H13V157H14V155H15V157L12 159ZM41 155H43V156H41ZM129 155V156H128ZM193 155V156H192ZM230 155V154H229ZM50 156V157H49ZM127 156V157H126ZM148 156V157H147ZM5 157V158H4ZM82 157V158H81ZM128 157H130V159H128ZM147 157V158H146ZM204 158L206 161L204 162L203 160L204 159H202V158ZM256 157V156H255ZM45 158V159H44ZM150 158H152L151 160H150ZM9 159V158H8ZM21 159V160H20ZM84 159V160H83ZM136 159H138V157L136 158ZM148 159H149V161H148ZM183 159H184V161H183ZM20 160V161H19ZM202 162H201V161ZM210 160H211V162H210ZM14 161V160H13ZM167 161V162H166ZM152 162V163H151ZM163 162H164V164H163ZM196 163V165H195V163ZM198 162V163H197ZM209 162V164L211 163V165H208L207 163ZM162 163V164H161ZM168 163V164H167ZM176 163H171L170 161H168V160H165V159H162V161L160 162V165H163V166H165V169H168V172H172V171H175L176 170V167H175V165H176ZM185 163H187V164H185ZM205 163V164H204ZM74 164V165H73ZM174 164V165H173ZM204 164V165H203ZM21 165V164H20ZM154 166H155V164H153ZM171 165H173V166H171ZM191 168V169H189V167ZM201 165V166H200ZM202 165L203 166H205V167H202ZM206 165H208V167L206 166ZM7 166V165H6ZM87 166V167H86ZM147 166V167H146ZM170 166V167H169ZM193 166V167H192ZM158 167V166H157ZM160 167V166H159ZM167 167V168H166ZM175 169H174V168ZM184 167H186V168H184ZM195 167H197V168H195ZM199 167H201V168H199ZM3 168H5V169H3ZM74 168H75V170H74ZM87 168V169H86ZM147 168H149V169H147ZM183 168V169H182ZM193 168V169H192ZM203 168V169H202ZM3 169V170H2ZM186 169V170H185ZM197 169V170H196ZM215 169V170H214ZM190 170V171H189ZM191 170H192V172H191ZM194 170V171H193ZM212 170H214V173H213V171ZM189 171V172H188ZM197 171H199V173L197 172ZM8 172V173H7ZM84 172V173H83ZM87 172V173H86ZM188 173V175H187V173ZM5 173V174H4ZM83 173V174H82ZM191 173V174H190ZM86 174V175H85ZM184 174V175H183ZM186 174V175H185ZM194 174V175H193ZM201 174V173H200ZM76 175V174H75ZM195 175V176H196ZM217 175V174H216ZM214 176V177H216V179L213 177V178H207V180L205 179V184H204V186L206 187L207 185H210V183H211V190L213 191V192H215L214 191V188H216L215 186H217L218 184H219V182L221 183L222 182V179L220 178V177H217V176ZM86 176V177H85ZM184 176L186 177V178H184ZM192 176V177H191ZM190 177V178H189ZM87 178V179H86ZM1 179V182H3L4 181V179H2V178H0ZM211 180V182H208V180ZM215 179V180H214ZM11 180V178H9L8 179V183H9V181ZM13 180H15V178L14 179H12V181ZM89 180V181H88ZM188 180V181H187ZM209 180V181H210ZM212 180H214V181H212ZM217 180V181H216ZM206 181L208 182V183H206ZM219 181V182H218ZM5 182V181H4ZM3 182V183H4ZM15 182H17V178H16V180H15ZM15 182L13 183V182H10L12 185H14L15 184ZM182 182H183V184H182ZM200 182V181H199ZM212 182H213V184H212ZM218 182V183H217ZM252 182H253V180H252ZM137 183H140V181L139 182H135L134 184L136 185ZM180 183H181V185H180ZM2 184V183H1ZM0 184V185H1ZM4 184H6V182L4 183ZM4 184H2L1 185V188H0V190H2V188H3V185ZM217 184V185H216ZM242 185V187H241V190H243L242 188H243V185L244 184H241ZM251 185V184H250ZM137 186H138V184H137ZM140 186L141 187H139L142 191H144L145 189V187H143L141 184H140ZM200 186V188H199V190L196 192V193H198V197L200 198V196H201V198H202V201H201V203H203L204 201V203L203 204H205V205H203V206H205V207H207V205H208V209H211V208H215V206L210 202L209 204H210V207H209V204H208V202H207V200H204L203 199V197H205V194H207V191L205 190V188L202 186V185H199ZM134 187H136V186H134ZM142 187H143V189H142ZM17 188V187H16ZM21 189V188H20ZM130 189V188H129ZM201 189V190H200ZM205 192H204V191ZM3 191V190H2ZM18 191H19V188H18ZM200 191V192H199ZM22 192H24V191H21L20 190V197L22 196V199H23V203H22V205H26V206H28V211L30 212V213H32L33 215H34V217L36 216V219H40V217L42 216V210L44 209H46V210H48V208L50 207V205L51 206H54V205H56V204H60V201H57V199L55 198L54 199V197H48V198H46V199H44V197H42L43 195H42V193H44V192H39V193H37L38 194V196L37 197H41L44 201H43V203H41L40 205H35L34 204V199H35V196H30L29 197V195L26 197L25 195L23 196V195H21V193ZM130 192L132 193V190L130 189ZM184 192H185V194H184ZM148 193V192H147ZM244 193V196H243V200L244 201H242V202H240V203H238L239 205H237V203H235L234 202V204L233 205H229L227 202V204L225 203V201H224V203H222V202H220L222 205H223V207H221V210H217L216 208H215V211H216V217L215 218H213L212 219V217H210V216H208V217H206V219H207V223L205 224V223H202L203 224V226L201 227V226H199V228H197V231L195 230V228L193 227V224H192V222L188 219V220H185L188 216H186L185 217V219L182 217V218H180L179 219V217H177V221H179V223L181 224V225H179V226H177V224L176 223H174V224H170V226H168L169 225V223H171V222H173V220L172 219H168L170 222H168V221H166V220H164L163 221V219H162V222H164V224H163V229L165 230V229H168V231H166L167 232V234L169 235V233H170V241H169V248H170V250H169V248H168V250H166V248L164 249V251H163V249H162V251H160V252H158L159 250H158V248L159 247H157V252H156V250H153V248L155 247L156 248V246H153L152 248H151V251L153 250L154 251V253L155 254H157L159 257H161V258H158V256H156L154 253H153V251H152V253L154 254L153 256H152V259L153 258H158L159 260H161L162 259V257H164V260H166V262L168 261V260H173V261H170L169 263L167 262V264H188V263H190L191 262V259H193L194 257H196L195 255L197 254L198 255V253H199V256H197L196 257V259L200 262V263H202V264H206V262L208 263V264H212L214 261V259H215V261H218V257H220L222 254H230V251L228 250V249H232L233 248V245L235 246H238L237 248H238V250H240L241 249V251H242V253H243V255L245 256V260L247 261H245L246 262V264L248 263V264H259V262H261V259L260 258H253V252H252V249L249 251V248L250 247H252V245L253 244H251V243H253V242H251L252 240L253 241H258V239H259V233L258 234H255V233H252V234H247L246 233V231L244 232V230L243 229H241V227H238L237 225L235 226V225H232L231 223H232V221H231V214L234 212L235 213V208H236V214L237 215H241V212H244V210H243V208L244 209H246V211H247V214H249V213H253V215H254V213L256 212L257 213V211H259L258 209H252V204L253 203H251V202H249L248 200H247V198H249V194L248 193H245V192H243ZM24 194V193H23ZM180 194H182V192H180ZM245 194H246V196H245ZM183 195V196H182ZM182 195H180V199H184V196H187V203H188V206H190L191 208H194V209H200V205L198 204V203H196V202H193V197H191L190 195H188V192H186L185 190H183V194ZM214 195H215V193H214ZM213 195V197L215 198V196ZM255 195V194H254ZM262 195H264L263 194V192H261L260 193V195H255V196H257L256 198H258V199H260L261 197H263ZM0 196L2 197H0L1 199H0V242H1V244H0V252H1V255H0V264H28V262H29V260L31 259H33V260H36L35 258L37 257V259H38V256H40L39 255V253H38V251H40V250H38V249H36L35 248V250L37 251V252H35V250H33V252L30 254V252L32 251V247L34 246V244H31V246H29L28 245V251L26 252V247H23V248H25V249H22L23 250V252H22V250H17L16 251V246L15 245H17L19 242H17L18 240H20V242H21V239L23 238L22 236V232H19V231H17L14 227H15V225H16V222H17V224H18V220H17V215H16V213H12L11 211H10V209H7L8 207H7V204L8 205H10V206H12L13 207V205L12 204H14V203H10L9 204V202L8 203H6V198L4 197V196H6V195H2V194H0ZM145 196L147 197V194L146 195H144V198H145ZM181 196H182V198H181ZM203 196V197H202ZM7 197V196H6ZM26 197V198H25ZM33 197V198H32ZM189 197V198H188ZM32 198V199H31ZM191 198V199H190ZM193 198V199H192ZM47 199H48V201H47ZM186 199V198H185ZM231 199V198H230ZM5 201V202H4ZM19 200H17V202H18ZM49 201H51V202H49ZM233 200H230V202H232ZM3 202H4V204H3ZM40 202H41V200H40ZM46 202V203H45ZM53 202V203H52ZM105 202V201H104ZM151 202H153V201H151ZM245 202H249V204H247V203H245ZM19 203H21V202H19ZM18 203V204H19ZM200 203V204H201ZM233 203V202H232ZM231 203V204H232ZM243 203V204H242ZM6 204V205H5ZM17 203H16V206L18 205ZM29 204V205H28ZM35 206H34V205ZM242 206H241V205ZM247 204V205H246ZM250 204H251V208H249L248 206H250ZM4 205H5V207H4ZM31 205V206H30ZM42 205V206H41ZM149 205H150V203H149ZM195 205H197L196 207H195ZM211 205H213V207H211ZM225 205V206H224ZM14 206H15V204H14ZM39 206V207H38ZM46 206H48V208L46 207ZM114 206V205H113ZM151 207L153 206V207H155V204L153 203V205L151 204L150 205ZM199 206V207H198ZM230 206H231V208H230ZM244 206V207H243ZM3 207V208H2ZM33 207V208H32ZM42 207H44V208H42ZM122 207V206H121ZM121 207H120V209H121ZM152 207V208H153ZM225 207H226V211H224V209H225ZM234 207V208H233ZM245 207H247V208H245ZM32 208V209H31ZM40 208H42V209H40ZM104 208H105V210L103 211V212H105V213H103L104 215L105 214H108V215H110V213L109 212H111V214L112 215H110L111 216V218L113 219V218H115V220L113 219V220H109V222L110 223H113L115 226H113L112 228H113V231H114V233L118 236V237H120L119 239H120V241H119V245H117V246H115V245H107V243H104V244H101L102 245V247H108L107 248V250L105 251V249H103V253L105 254L104 255V259H103V261H104V263L105 264H115L114 262L116 261V263L117 264H130V263H132L133 261L135 262H133L132 264H141V261H145V262H147V263H149V261H150V258L149 257H147V251H146V248H145V246H144V239L143 240H141V238H142V234L143 233H145L144 231H142L141 233L139 232V231H141L140 229L142 228H140L139 229V231H137L136 232V235L138 234V236L140 237V239H139V237H138V240L136 239V236H135V234L134 235H130L131 233H130V231H128V229L131 227V225H129L128 224V222L127 221H125V220H123V217L121 218L120 216H123V215H127V214H129V213H127V210L125 209V211H124V209H123V212L122 211H119V209H117L116 207V209H117V211H118V213L120 214H117L116 215V217H114V215L117 213L116 212V209H114V207H113V209L111 208V211H110V206H108L107 205V203L105 202V204H104ZM231 209V211H230V209ZM239 208V209H238ZM107 209H108V212H107ZM188 209H189V207H188ZM188 209H187V211H184L183 213H185L184 215H186V213L188 212ZM222 209H223V211H224V216H223V211H222ZM241 209H242V211H241ZM7 210V211H6ZM9 210V211H8ZM179 210V209H178ZM32 211V212H31ZM35 213H34V212ZM181 209H180V213H181ZM222 211V212H221ZM250 211V212H249ZM37 212V213H36ZM126 212V213H125ZM225 212H227V214H225ZM41 213V214H40ZM115 213V214H114ZM189 213V212H188ZM187 213V214H188ZM219 213V214H218ZM231 213V214H230ZM255 213V214H256ZM36 214V215H35ZM75 214V213H74ZM114 214V215H113ZM157 214H160V213H157ZM40 216V217H38V216ZM119 215V216H118ZM226 215V216H225ZM257 215V214H256ZM230 216V217H229ZM251 216V214L249 215V217ZM38 217V218H37ZM49 218V216L47 215L46 216V218ZM126 217H128V215L126 216ZM226 217V218H225ZM121 219V220H118V219ZM138 218H139V216H138ZM211 218V219H210ZM9 219H11V220H9ZM22 219H24V221H26V219L25 218H22ZM41 219H42V217H41ZM129 220H131L130 218H128ZM205 219V220H206ZM226 219H227V221H226ZM229 219V220H228ZM116 220H118L119 221V223H118V221L116 222ZM122 220L124 221V222H122ZM136 220H138V219H136ZM139 220H140V218H139ZM211 220V221H210ZM215 220V221H214ZM113 221V222H112ZM122 223H121V222ZM141 221V220H140ZM22 221H19V223H21ZM58 222H60V221H58ZM58 222H56L57 224H58ZM81 222V221H80ZM182 222V223H181ZM209 222H212V224L214 225V226H211L210 224L211 223H209ZM215 222V223H214ZM12 223V224H11ZM84 223V222H83ZM83 223H81V224H79V225H81V226H79L78 224H77V222L75 223V225L77 224L78 226V229L77 228H75L76 226L74 225V227L73 226H71L73 223H71V225H70V227L71 228H74L75 229V231L76 230H78V231H76V232H78L79 233V231H80V234H78V236H79V239H81V238H83V240H86L85 238L87 237L86 236V234H88V233H86L84 230H85V228H86V225L85 224H83ZM109 223V224H110ZM121 223V224H120ZM126 223L128 226H126V225H124V224ZM185 223V224H184ZM194 223H196V222H194ZM63 223L61 222V224L59 223V230L57 231V232H59V231H62V229H64L66 232H64L65 234L67 233V232H69V230H70V228H68V230L66 229V227H63L64 225H62ZM166 224V225H165ZM217 224V225H216ZM226 224V225H225ZM9 225V226H8ZM55 225V226H54ZM120 225V226H119ZM124 225V226H123ZM186 225V227H184V226ZM196 225H197V223H196ZM50 227V226H52V229H54L55 230V228H56V224L54 223H52V225H47L46 227ZM53 226H54V228H53ZM57 226V227H58ZM62 226V227H61ZM126 226V227H125ZM130 226V227H129ZM177 226V227H176ZM182 226V227H181ZM206 228H205V227ZM208 226H211V227H208ZM219 228H217V227ZM39 225H36V228L37 229H35V228H33L32 227V229L33 230H35V231H37V232H35L34 233V237H37V236H35V235H39L37 238H35V239H37V240H45L44 242L42 241V242H40V245L43 243V249H44V251H46V249L47 248H50V247H48V246H50L51 244L49 243L50 242V239H49V237H54L55 235L54 234H49L48 235V233H46V232H49L51 229L48 227V229H49V231H47V230H45V229H47L46 227L45 228H43L44 227V225L43 226H41V227H39ZM80 227L83 229H81V230H79L80 229ZM127 227H129L128 229H127ZM184 227V228H183ZM198 227V226H197ZM213 227H215L214 229L216 230V231H214V229H213ZM236 227H238V228H236ZM29 228H30V226H29ZM29 228H28V230H29ZM116 228V229H115ZM121 228V229H120ZM126 228V229H125ZM177 228V229H176ZM209 228H210V230H209ZM217 228V229H216ZM228 228V229H227ZM13 229H15V230H13ZM56 229H58V228H56ZM61 229V230H60ZM125 229V230H124ZM143 229H145V228H143ZM178 229H180L181 231H183V232H181V233H179L180 232V230H178ZM200 229H202V230H200ZM204 229H206V230H204ZM238 229V230H237ZM253 229V228H252ZM6 230V231H5ZM33 230H29V231H27L28 232V236H32L33 234H31L30 235V233H31V231H32V233L34 232ZM54 230L52 231L51 230V232H54ZM129 230H131V229H129ZM171 230V231H170ZM176 230H178V232L176 231ZM186 230V231H185ZM220 230V231H219ZM39 231V232H38ZM45 233H44V232ZM56 231V230H55ZM81 231H84L85 233H82ZM116 231V232H115ZM146 231V230H145ZM175 231V232H174ZM26 232V231H25ZM120 232L122 233L121 235H120ZM165 232V233H166ZM171 232H174V233H171ZM218 232V233H217ZM17 233V234H16ZM19 233H20V235H19ZM37 233V234H36ZM69 233H71V232H69ZM69 233H67L66 235H65V237H66V240L68 239V237L70 238V236L72 235V237H74V235L75 234H71V235H69L68 236V234ZM82 233V234H81ZM128 233V234H127ZM146 233H147V231H146ZM145 233V234H146ZM149 233V232H148ZM163 233V232H162ZM175 233H177L178 234V236H180L181 237V240H176L177 239V234H175ZM205 233V234H204ZM210 233V234H209ZM244 233H246V234H244ZM13 234V235H12ZM46 236H45V235ZM85 234V235H84ZM142 236H141V235ZM144 234V235H145ZM205 236H204V235ZM239 236H238V235ZM22 235V236H21ZM122 235H123V237H122ZM176 235V236H175ZM195 235V236H194ZM202 235V236H201ZM236 235L238 236V238L239 237H241V239L242 240H244V241H242L241 239H238L237 237H236ZM246 235V236H245ZM19 236V237H18ZM20 236H21V238H20ZM77 236V237H78ZM83 236V237H82ZM88 236H89V234H88ZM131 236V239H134V241L133 240H131L129 237ZM134 236V237H133ZM146 236H148L147 234H146ZM199 236V237H198ZM203 236H204V239H202L203 238ZM17 237V238H16ZM33 237V238H34ZM71 237V238H72ZM76 236L74 237V238H72V239H75V241H76V238H77ZM85 237V238H84ZM90 237V236H89ZM126 237V238H125ZM128 237V238H127ZM145 237V236H144ZM247 237V238H246ZM250 237V239H248ZM44 238V239H43ZM185 238H187L186 240H185ZM207 238V239H206ZM18 239V240H17ZM63 239V238H62ZM136 239V240H135ZM246 239V240H245ZM15 240H17V241H15ZM65 240V239H64ZM82 240V239H81ZM171 240H173L175 243H177V241H178V245L177 244H175V243H173V241H171ZM200 240V241H199ZM201 240H202V243L204 244V246H203V244L201 243ZM204 240V241H203ZM209 240V241H208ZM240 240V241H239ZM49 241V242H48ZM124 241V242H123ZM130 241V242H129ZM141 241V242H140ZM143 241V242H142ZM153 241H155V240H153ZM184 241V242H183ZM229 241V242H228ZM15 242L17 243V244H15ZM210 242H211V245H209L210 244ZM46 243V244H45ZM124 243V244H123ZM137 243H138V245H137ZM202 245H201V244ZM232 243V244H231ZM49 244V245H48ZM132 244V245H131ZM141 245V247H140V245ZM175 244V245H174ZM209 245V248H208V245ZM217 244V245H216ZM248 244H249V246H248ZM39 245V244H38ZM39 245V246H40ZM48 245V246H47ZM64 245H66V244H64ZM121 245V246H120ZM134 245V246H133ZM160 244H158V246H159ZM171 245V246H170ZM174 245V246H173ZM189 245V246H188ZM196 245V246H195ZM201 247H200V246ZM215 245H216V247H215ZM111 246V247H110ZM125 248H124V247ZM136 246V247H135ZM144 246V247H143ZM185 246H186V248H185ZM187 246L188 247H190V252H189V249L187 248ZM205 246H206V249H205ZM247 246V247H246ZM47 247V248H46ZM66 247V246H65ZM120 247V248H119ZM196 247V248H195ZM198 247V248H197ZM225 247V248H224ZM2 248V249H1ZM34 248V247H33ZM67 248V247H66ZM115 248V249H114ZM125 250H127V251H125ZM136 248H143L142 249V252L143 251H145L144 253H142L143 254V256L141 255V249H137V251H135L136 250ZM145 248V249H144ZM154 248V249H155ZM172 248V249H171ZM188 249V251H182V250H184V249ZM194 248V249H193ZM210 248H212L211 249V252L213 253H209L210 252ZM217 249V251H216V249ZM247 248V249H246ZM179 249V250H178ZM182 249V250H181ZM209 249V250H208ZM109 250H110V252H109ZM208 250V251H207ZM215 250V252H217L216 254H214L215 252H213ZM228 250V251H227ZM248 250V251H247ZM5 251V252H4ZM25 251V252H24ZM120 251H122V253L120 252ZM132 253H130V252ZM181 251V252H180ZM201 251V252H200ZM207 251V252H206ZM19 252V253H18ZM87 252V254L89 253L88 251H86ZM109 252V253H108ZM118 252H120V254L118 253ZM126 252L127 253H129V254H126ZM162 252V253H161ZM167 252H169V255L167 254ZM184 252V253H183ZM194 252H196V254L194 253ZM206 252V253H205ZM228 252V253H227ZM28 253V254H27ZM36 253L38 254V255H36ZM116 253H117V255H116ZM161 253V254H160ZM191 253V254H190ZM34 254L36 255V256H34ZM111 256H110V255ZM122 254V255H121ZM174 254V255H173ZM184 255V257H183V255ZM195 254V255H194ZM207 254V255H206ZM209 254V255H208ZM252 254V255H251ZM5 255V256H4ZM25 255H26V257H25ZM57 256L56 257H61L62 255L60 254V253H58V254H56ZM89 255V254H88ZM110 257H109V256ZM126 255H128V257L126 256ZM138 255V256H137ZM146 255V256H145ZM162 255V256H161ZM163 255H165V256H163ZM180 255V256H179ZM27 256H30V257H32V258H28ZM105 256H107V257H105ZM116 256V257H115ZM121 256H122V258H123V260H122V258H121ZM124 256V257H123ZM167 256H168V258H167ZM170 256H171V258H170ZM186 256V257H185ZM211 256V257H210ZM22 257H23V259L26 261L25 263L21 260L22 259ZM34 257V258H33ZM119 257V258H118ZM143 257H145V258H143ZM208 257H210V258H208ZM214 259H213V258ZM58 258V259H59ZM107 258V259H106ZM113 258H115V259H112ZM128 258V259H127ZM140 258V259H139ZM149 258V259H148ZM156 258V264H162V262H165L164 260H161V261H159L158 259ZM187 258V259H186ZM189 258V259H188ZM202 258V259H201ZM8 259V260H7ZM12 259V260H11ZM60 259H62V257L60 258ZM117 259V260H116ZM130 259V260H129ZM149 260V261H147V260ZM151 259V260H152ZM184 259V260H183ZM106 260V261H105ZM109 260V261H108ZM120 260H122V262L120 261ZM130 261V263H129V261ZM157 260H158V262H157ZM211 262H210V261ZM234 262H236V263H241V260L239 259V258H237V257H235V259L233 258L232 259ZM240 260V261H239ZM258 260V261H257ZM28 261V262H27ZM59 262V264H60V260H58ZM127 261V262H126ZM153 261H155L154 259L152 260V263H149V264H153ZM232 261V262H233ZM4 262V263H3ZM14 262V263H13ZM22 262V263H21ZM113 262V263H112ZM124 262V263H123ZM151 262V261H150ZM166 262H165V264H166ZM184 262V263H183ZM186 262V263H185ZM147 263H145V264H147ZM154 263V264H155ZM29 264H30V262H29ZM94 264H96V263H94ZM142 264H144V262L142 263Z\"/></svg>",
    "mask_w": 264,
    "mask_h": 264
}]
</instances>
